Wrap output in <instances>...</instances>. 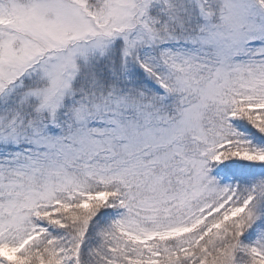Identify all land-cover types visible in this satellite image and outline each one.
I'll return each instance as SVG.
<instances>
[{
  "label": "snow or ice",
  "instance_id": "1",
  "mask_svg": "<svg viewBox=\"0 0 264 264\" xmlns=\"http://www.w3.org/2000/svg\"><path fill=\"white\" fill-rule=\"evenodd\" d=\"M0 264H264V0H0Z\"/></svg>",
  "mask_w": 264,
  "mask_h": 264
}]
</instances>
